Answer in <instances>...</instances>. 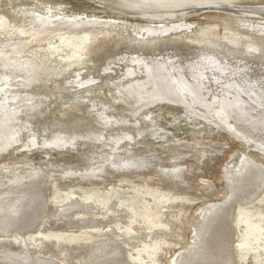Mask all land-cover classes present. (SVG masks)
I'll list each match as a JSON object with an SVG mask.
<instances>
[{"label": "rangeland", "instance_id": "374dc122", "mask_svg": "<svg viewBox=\"0 0 264 264\" xmlns=\"http://www.w3.org/2000/svg\"><path fill=\"white\" fill-rule=\"evenodd\" d=\"M33 3H36L37 6ZM52 3L54 4L58 3L59 5L61 4V7H63L61 10L62 11L61 13L63 14H74V13H84L85 12L84 13L85 15L99 17L100 19H109V18L116 19L117 17L118 21H122V19H125L127 21L134 20L140 23V25L139 24L137 26L127 25L128 27L127 26L125 27V26H121L122 24L120 25V23L118 22L110 20L107 22L104 21L103 23H100L101 25L97 24L93 27L94 31L103 30V28L105 27L104 29H110L108 31L111 32L109 35H105L106 32L102 31L101 32L102 34L95 35L94 36L95 39L94 41L91 42L89 51L85 55L84 59H91L92 64L90 63L89 65H92V69L90 72H93L94 74L89 73L86 75L85 73L76 71L75 69L73 70L67 69V71L65 69H57L53 67L54 64L51 65V63L47 61V64L49 65L48 66L47 64H44L46 63V61H44L43 59L44 57L42 56L40 57L39 55L35 56L34 54L32 55L30 52L27 53L28 56L26 55L22 56V59H19V58L18 59L13 58L12 60L7 59L9 58L8 55L3 56L1 54H5L7 50H10L11 49L10 45L4 48V51L0 52V65H2L0 66V68L1 67L3 68V66L7 68L6 69L7 71H5L4 68L3 70L2 68L0 69L1 71L0 74L2 75L1 79H3L2 81L4 83V84L0 83V86L7 85V83L12 81V79L14 80L11 83L12 85H8L9 88H5L6 90L0 89V105H1L0 106V118L4 116L3 120L0 119L1 120L0 121V130H1L0 131V139H1L0 140V174H1L0 178H1V181L3 180L6 181L5 182L6 184L4 183L5 185H7L8 183L14 182L13 184H11L12 186L10 185V187L14 189L17 188V186L24 187L22 191H24V193H26L27 196L30 195L31 193L34 194L33 196L34 198L31 201L33 203L29 206H28L29 203H27L28 210L26 212V208H24L26 206L24 205L26 201L24 200L25 198L22 197L25 195L16 194L14 196L15 193L14 194L13 192L6 193V191H3V188L1 189L3 194L0 193V198H1L0 202H11V204L13 202L12 204L13 210L12 209L10 210L11 216L10 215L8 216L9 221L5 223L6 226H5L4 231L0 232V258L2 259V260L0 259V264H32L33 262H31V259H30L31 257L32 258L43 257V255L47 256L46 258L54 259L56 264H83L80 258L85 254L84 250L86 249V245L84 244L83 247L77 246L76 244L69 245V243L71 242H70V239L67 237H79V238L85 237V238H88L90 245H91L93 242L100 239V237H97L94 235H98L99 233L101 234V231L104 230V228H107V225L109 224L110 225L112 224L114 226L122 225V223L124 224L126 222V217L121 219V221H123L121 222V224L116 223L117 221L116 222L111 221L113 220V218L111 219V217H109V220H107L108 224L105 219V221L103 220V225L102 224H101L102 226L99 225L100 227H98L99 229L97 228L96 231L89 230L88 227H87L88 229L87 230L86 226H83V228H81L82 226H80L87 220L86 217H83V216L76 217L75 216V217L68 218L70 216L69 214H73L76 211L79 214H83L85 212L83 211L84 210L83 207H78L77 210L71 211L68 215L65 214L66 217H61V215L58 214L59 209H56V207H58L57 204L62 205V206L65 205L67 202L66 201L67 197L71 195L72 193H76L77 195L82 194L81 196H84V192L92 191L93 193L92 195H94L93 197H95L96 195L95 189L97 188L99 189V193L101 192V194L102 192H106L104 190H110L111 186L130 189L133 184V181L131 180L135 181V184H137L136 186H140L142 184L144 185V182L147 181V182H150L155 187H163V188L168 187V189H170L169 193L173 191H177L180 193L181 198L183 197V199L187 200L185 203V206H183L182 209L179 207H175L169 211L170 213L168 217L171 220L170 222H173L175 225L172 223L173 224L172 229L170 230L166 229L169 232L168 233L169 235L167 236L168 238L171 237L170 238L171 240L163 244L164 249L162 252L159 253V257H161V260H159L160 258H158V262L159 264H171L170 261L174 258V256L178 253L179 250H182L183 247L187 245V243L189 242V239L191 238V235H190L191 227L189 226L188 216L190 214H194V211H195L194 209H196L203 202H206L209 200L220 199L223 197L225 190H224V184L222 180L223 178L222 177L223 176L222 166H225L226 163L231 159L232 154L235 153L234 151L236 152L240 151L244 153L245 156H248V157H245L244 160L242 161L243 165L246 164V166L251 168V170L253 171L252 173L258 175L259 177L258 185L259 186L251 195L247 196L245 199L242 200L243 206H239L238 204H236V206L234 207L235 209H233L232 211L231 217H233L235 220L233 222V226H234L233 229L235 231V236L231 235L230 237L231 239L229 240V245L232 248H234L233 244L237 243L238 241L242 239L241 233L238 232L239 231L238 227L240 224L239 217L241 216L239 214L240 207L242 209H245V210L247 209V210H250V212H255V213L259 211H262V212L264 211V204L262 206L260 205L261 200L264 203V150H263L264 148H261V145H264V135H263L264 134V114H263L264 113V94L258 93L257 89H254V87H251L252 86L251 83L244 85L245 81L237 80L232 75L233 72L232 73L226 72V71L224 72V69H223L221 73H217L215 75L212 74L213 76L212 83L210 82L211 77L207 76L208 75L207 72H204L205 80L206 78L208 77L209 78L207 80L208 84L204 88H202L203 95L201 94V96H204L207 100H210L211 98L212 99L217 98V97L222 98L221 96L223 97L231 96V95L226 94V92L227 93L230 92V94H234V96L232 97L233 99L231 100H234L233 102H237V104L239 103L237 105L238 109L242 107L243 109L242 108L241 109L244 112H246L249 116H254L255 114L256 116L261 117L260 120H263L261 127H255L249 131L246 130L247 132H244V131L239 132L238 130H236V127H235L236 124L234 121H232L225 115L224 117L217 116V115H220L221 113L219 110L216 109V107H218L217 104L213 103L211 106V110H209L206 107V105L203 103V101L199 100L196 96H195V101H191L188 98L190 101L188 100L189 102H186V104L184 105L180 104V106L177 105V103L174 104L173 100L170 101V99L167 100L166 98H162L160 100L159 98L161 96L159 94L160 92L156 93V92H153V90L158 91L159 89L158 87H160L161 84L162 85L165 84L171 90L169 93H173L174 91L173 89L177 84V83H174L173 80L175 81L176 78H179L178 76H183L182 75L183 70L180 68L178 70L176 65L172 66L171 64H165V63L155 64L153 61L152 62L145 61L146 64L138 62L136 63V65H134L135 69H129L126 71L127 68L123 65L124 63H120L121 61L118 60V62L114 63L115 65L114 69L112 67L113 69L112 73L111 72L106 73L102 70L98 71V69L101 67L103 62L106 60L107 56H109L110 54L115 53V51H117L118 49H120L121 51H128L127 49L129 47L124 44V42L126 41L124 38L126 34H123V36L121 37L122 39H120L117 35H115V33H118V31L121 32V30H123L122 33L131 32V31L134 32V35L136 36L135 39H138V38L141 39L140 41L142 42L143 48L139 47L141 46L139 42H138L139 45L137 48L140 51V53L144 55L153 54V51H151L153 49H151L149 46L150 43L154 44L156 43V41H159V42L163 41V44L167 46L170 45L169 42H166L165 40L168 39L167 35L170 36L173 32L170 34H165L166 36H163V37L161 36L162 34L150 35V34L145 33L140 36L137 35V31L140 33V31H142L146 25V12L147 11L154 10L160 14L162 12L161 9H158V7L152 6L148 3L145 6L139 5V7H135V9L138 8L137 10L140 11L139 14H133L132 12L131 13L129 12L130 14H128V12L126 13L125 11H122V10L113 11L110 8L106 7L104 4H101L95 0H44V1L43 0H35V1L34 0H15V1L0 0V14H5L8 18H10V20H14L15 22L19 23L21 22V18L19 16H16L13 13L14 10H17L20 7H27L32 10L33 9L42 10V8H45L44 6L48 4V7L50 8L49 9L46 8L47 12L44 11L46 14L42 13V16H40L41 19L38 18L35 22L36 27L39 26L38 28H42V26L48 25V23L49 24L52 23L51 18L48 16L49 14L52 15L53 13H55L54 12L55 8L53 5H51ZM234 3L236 4L234 6L235 8H238L237 9L238 11L231 12L229 8L222 9V6H220L221 8L217 7V9L216 8H205L199 11H192L193 14L184 16L183 20L185 19L184 21L187 24L191 25L192 23H194V25L190 29L182 30L183 32L181 31V35L188 36L191 38L190 41L188 39H185V37L183 36H181L180 38H177V40H180V47H179L180 52L176 57L178 56L186 57L188 53L187 52L185 53V51L193 49L194 47L195 49L201 48L199 46L200 33L204 31L207 25L208 26H210V24L213 25V30L215 32L221 33L222 35L224 33V30L228 28L230 25L228 24L226 25L222 23V20L220 19H226V20L231 21V20H235L236 16L241 17L243 19H253V18L257 19V17H251V15H254V14H251V13L247 14L246 13L247 11L245 12L243 9H241L242 8L241 6H255L259 4L261 5V4H264V0H238ZM9 5L10 7H8ZM8 8L11 9L12 13L10 12V9ZM240 11L243 14H241ZM118 12L123 13V14H120ZM259 16H260L259 19L263 21L264 15L260 13ZM139 18H142V19H139ZM158 22L155 24H158ZM259 24L261 25L262 23H259ZM260 25L257 26L255 23H252V24L249 23L246 26H244L242 30L246 31L247 33L251 35H259V37H264V24H262V26ZM141 27H143V29ZM237 27L238 25H235L232 28H237ZM66 28L67 27H63V28L61 27L60 30L57 29V27H54L52 29L49 28L47 29V31L41 38L42 39L47 38L48 36L54 35L55 33L59 31H63L64 29H65L64 31H66L69 29V27L67 29ZM127 28H128V31H127ZM66 37H68V35H66ZM60 39L61 37H55L52 40H49L48 42L50 43L51 41H54V40L58 42ZM37 47L38 45L32 46L30 50H33L34 48H37ZM170 47L171 46H169V48ZM23 49H28V48L23 47ZM155 50L156 49H154V51ZM134 54H137V53H134ZM32 56L33 58L36 57L35 59L37 60L31 58ZM37 56L39 58V61H38ZM234 58L237 59V62H240L239 60L241 61L243 60V58L240 56H234ZM33 61L35 63H33ZM41 63L44 64L43 69H42ZM243 64H249L251 65L250 66L251 68H249L248 71H245V70L243 71L239 69L235 73L240 72L245 75H251L252 77H256L255 78L256 80L258 77V78H261L262 81L264 82V54L258 57L251 56L249 57V59H247V61L245 62L243 61ZM50 65L53 71L50 70L51 68L48 69ZM33 66L37 68L35 69ZM116 66H118V69H116ZM145 66L147 67L144 68ZM148 67L150 68V70ZM151 67L154 68L155 70H152ZM159 69L162 72L159 71ZM45 71L46 73H44ZM74 71L76 73H74ZM60 72L62 73L60 74ZM170 72H171V75H170ZM157 73L158 75H156ZM161 73L163 74V76ZM153 74L154 76H152ZM11 75L13 78L11 77ZM46 75H48L47 78L43 77ZM70 75H71V78L69 77ZM5 76L7 78H5ZM64 78L66 80L68 79V81L66 82ZM148 78L150 79V81ZM73 79L75 80V82H73L74 81ZM147 79L148 81H146ZM31 80L33 81L31 82ZM16 82L24 83V88L16 87L15 86ZM109 83H112L111 85L112 87L117 86L121 88V91L123 92V94H125V98L127 99L129 105H131L130 103L132 101H133L132 104L139 103V105L141 104L144 105L150 102L148 98L154 95L153 97H156V98H152V99L153 100L156 99V100L154 101L151 100L153 102L150 103V105L148 104L147 106H145L146 108H143V110L141 111L142 113L139 112L136 115V118L138 117L137 119L138 120L140 119L139 124H141V126L143 125V127L146 126V124H150V125L152 124V126H155L158 123V125L155 126V131L160 130L162 127V129H164L163 130L164 132L160 131L161 134L157 133L158 135L156 134L150 135L147 132H143L136 136H133L130 140L131 142L124 140L123 142H121L122 144L121 143L117 144L115 141H112V139L110 141L108 140L101 141L99 139H87V137L85 136L78 137L74 139L73 142H65V143L61 142V144L60 142H53V143L49 142L50 143L49 144L48 143L49 139H47L46 135L43 133L46 130L45 128L41 127V124L43 126L44 122L48 121L49 119L55 122L60 121L63 124L66 123V121H61L63 120L62 115H64V112H69V113L72 112L73 114L71 113V115H74L76 113L75 116L76 117L78 116V118L80 119L79 121H77V123L79 124H81L82 121L85 120V122L88 121V123L91 124L90 126H92L93 128L98 127L94 123L96 119L94 113H91V114L83 113L85 106L82 105V103L83 101L85 102L87 99L89 100V102H91L93 99H94L93 101L95 102L98 101V103H101L102 101L106 107H109L107 109L112 108L113 110L111 109V111L113 112H116L121 115L126 114V116L128 117L131 116L123 110L122 103L114 102V100L111 98L113 93H111L110 95V91L107 86V84ZM145 85H146V88H145ZM177 85L181 86L180 91H183L185 95H188L187 89H185V87L181 83H178ZM224 85H227V87L222 89L221 87H223ZM84 88H85V91L87 92L84 91ZM61 90L62 92H64V94H66V97H67L66 102L68 106L65 107L67 109L64 108L65 105H62V102L60 101ZM138 90L139 91L142 90V92L139 93ZM146 91L148 93L152 91L155 94L151 92L149 94L145 93L146 94L145 95L144 92ZM55 92H57L58 94ZM32 93H37V94L34 95ZM26 94H28L27 97H26ZM13 96H15V98ZM36 96H39V98L37 99ZM95 97L98 98L99 100L96 99ZM253 97H255V99ZM183 98L185 99V97ZM34 101H37V102L34 103ZM221 102L222 103L220 104L222 105L224 109L223 101ZM71 106H73V108H71ZM24 108L25 109L27 108V109L25 110ZM9 110H12L11 117L7 118L8 116H10L8 115L5 118ZM206 110L210 111L209 112L210 116L207 115L208 112ZM78 111L79 113H77ZM250 111H253V112H250ZM145 112L147 115L145 114ZM148 112L149 114L150 113L151 114L149 115ZM226 112H228V110ZM179 113L183 114V118H181V120L178 121L176 120V116H178ZM151 115H153L154 118H150ZM144 116H147L148 120L142 118ZM80 117L82 118L84 117V118L82 119ZM57 119H60V120H57ZM64 120H67V119H64ZM150 121L151 122L153 121V122L151 123ZM1 123H4V125H2ZM110 127L111 129L108 128V131H106L108 133L107 134L108 136L114 135V134L117 135L120 133V130L122 131L125 130V131L133 133V130H132L133 127L130 125L128 126L127 125H116V126H113V128L112 126ZM57 129H55L56 131L50 130V134H54L55 132H58L60 130V128L58 130ZM17 131H19L20 133ZM15 132L16 134L17 133L19 134H17L16 136ZM24 135L27 137H25ZM259 135L262 137H260ZM18 137L20 138V140ZM29 138L31 142L30 140H26ZM258 138H261V139H258ZM40 140H42L41 141L42 144L41 142H39ZM33 142H34V145H33ZM39 143H40V147H39ZM104 146H107L106 148L109 150V152H105L103 150ZM128 148L132 150L138 149L139 153L143 150L144 151L142 153H147V150L149 149L152 150L153 152L147 154L143 158V161L150 164L149 165L150 167L165 166L173 162H182V164H184V167H185L183 170V177L186 180L187 185L185 183V184H182L183 186H181L180 182L179 184L177 183L178 185L175 184V182H170V181L163 182L162 180L157 179L158 175L156 174L154 170H151V169L134 171L130 174L132 176L130 175L125 176L124 174H117L116 176H113L115 175L113 172L116 170L112 168V165H113L112 162L116 161L115 157L118 154H120V157H126L128 154H127V150H124V149H128ZM97 149H100V151L93 152V151H97ZM202 150H205L206 154L204 156L198 155V152L199 151L202 152ZM81 153H85V154L88 153L89 155H87L86 157H80L78 159ZM90 158H92V160H96L97 163L103 165L102 168L97 169L92 173L91 178L100 179V180H103V182L100 180L99 181L90 180V178H88L89 180L83 181L84 178L82 177H84V175H81L79 172H75V171H80L82 169H86L88 167V164L92 162ZM250 158L256 161L258 165L260 166V168H258L259 166L253 165L252 163L253 161H251ZM25 161L31 162L34 164L36 175L33 178H31L33 176V173L31 171L25 170L26 168L24 170L21 168L20 170L9 171L10 167L13 166L14 164H22ZM250 163H252L251 164L252 167ZM68 171H72V174L64 175V174H67ZM25 178L28 181H25L26 180ZM154 178L156 180H154ZM30 179L32 181H30ZM100 183L102 185H100ZM207 183H210L213 188L211 187L210 189ZM4 184L2 186H5ZM14 184L15 185L17 184V186L14 187L15 186ZM103 194L106 195V193H103ZM129 195L130 194H126L123 198L120 199V202H124L128 204V207L129 206L136 207L140 204V202L141 203L144 202V199L141 196L135 197V198L132 196V199H130ZM91 199L92 198H88V202L92 201ZM183 199L182 200L180 199L179 201L182 202L184 201ZM134 201H137V204H135ZM120 202H118V204ZM21 203L23 204V206H21V209L19 208L20 209L19 210L18 207H20ZM86 209L87 208H85V210ZM88 209H91L94 211L95 209H98V207H96L93 203H91V205L88 206ZM124 209L127 210L128 209L127 206ZM25 213H28L30 217L25 216L24 219L25 218L26 219L25 221L23 219L24 222H19V223L16 222L15 217L17 218L18 214L24 215ZM260 219L263 220L262 223L264 224V217ZM63 222L66 224V227L64 226ZM53 224L55 228L52 227ZM67 224H69L70 226H67ZM78 228L80 229V231ZM49 230L62 232L63 235L61 236V238L63 239H57L56 236H52V235L43 236L44 231H49ZM262 231L264 233V230ZM88 233L89 234L92 233L94 235L90 237ZM117 240H118V244L120 248L117 247V249L116 250L114 249V250L126 256V253L128 250L127 242H125L126 237H121V235H119V237H117ZM60 242L62 243L60 244ZM65 247L70 249L68 252L71 256L70 263H67L66 255H65L68 253H64L62 250ZM7 250L9 251L15 250L19 253H13L10 256L9 255L5 256V254H2L3 251H7ZM129 252L134 253L133 250ZM98 259L99 258L94 259L93 261H90L89 264H110L108 260L106 261L105 259H101L100 261H98ZM233 259H234V255H233ZM263 263H264V255L257 257V253L256 252L254 253L253 251L247 252L246 255H242V252L239 253L235 261V264H263Z\"/></svg>", "mask_w": 264, "mask_h": 264}, {"label": "bare ground", "instance_id": "6f19581e", "mask_svg": "<svg viewBox=\"0 0 264 264\" xmlns=\"http://www.w3.org/2000/svg\"><path fill=\"white\" fill-rule=\"evenodd\" d=\"M13 1H15V0H13ZM95 1H97L101 4H104L106 7L110 8L113 11L122 10V11H125L126 13L128 12V14H130L131 12L133 14H139L140 11L137 10L138 8L135 9V7H139V5L145 6L148 3L152 6H156V7H158V9H161V11H162L161 14L157 13L154 10L153 11H147L146 12V25H145L144 29H143V27H141L143 30L141 29L142 31H140V33L137 31V35L140 36V35L145 34V33L150 34V35L162 34L161 36L163 37V36H166L165 34H170L173 32L170 36L167 35L168 39L165 40L166 42H169V44H170L169 46H171L170 47L171 49L169 48V46L163 44V41L162 42L156 41V43H154V44L150 43V45H149L150 48L153 49V50L150 49L151 51H153V54L144 55V54H141L137 48L139 45L138 42L141 44V46H139V47H141V48H143V47H142V42L140 41L141 39L140 38L135 39L136 36L134 35V32L131 31V32L122 33L123 30H121V32L118 31L119 34L115 33V35H117L120 39H122L121 37L123 36V34H126L124 37L126 40L124 42V44L129 47L127 49L128 51H121L120 49H118L117 51H115V53L110 54L109 56H107L106 60L103 62L101 67L98 69V71L102 70L106 73L107 72L112 73V70L115 67L114 63L118 62V60L121 61L120 63H124L123 65L127 68L126 71L129 69H135L134 65H136V63H138V62L146 64L145 61H149V62L153 61L155 64L165 63V64H171L172 66L176 65L178 70H179V68L183 70V73H182L183 76H178L179 78H176L175 81L173 79L172 80L174 83H177V84L181 83L185 87V89H187L189 96L185 95L183 91H180V87H181V86H179L180 84L179 85L176 84V86L174 87L173 90L175 91V93H174V91H173V93H169L171 91L170 88L168 86H166L165 84H163V85L161 84L160 87H158L159 88L158 91L153 90V92H156V93L160 92L159 94L161 96L158 95V96H160L159 97L160 100L162 98H166L167 100L170 99V101L173 100L174 104L177 103V105L180 106V104L184 105V104H186V102H189L190 100L195 101V96H196L199 100L203 101V103L206 105V107L209 110H211V106L213 103L217 104L218 107H216V109L221 112L220 115H217V116L218 117H224V115H225L226 117H228L229 119L234 121L236 124V126H235L236 130H238L239 132H243V131L247 132L246 130L249 131L255 127H261L263 120H260L261 119L260 116H256L255 114H254V116H249L246 112H244L242 110L243 109L242 107H241L242 109L239 108L242 111L238 109L237 105L239 103L237 104V102H233L234 100H231V99H233L232 97L234 96V94H230V92L229 93L226 92V94L231 95V96H226V97L221 96L222 98L216 96L217 98H213V99L211 98L210 100H207L204 96H201V94L203 91L202 88H204L208 84L207 83L208 78L211 77L210 82L212 83V81H213L212 80V77H213L212 74L215 75L217 73H221V71H223V69H224V72L225 71L231 72V73L233 72L232 75L237 80H239V81L244 80L245 81L244 85L251 83L252 84L251 87H254V89H257L258 93L264 94V82L262 81L261 78L257 77V80H256L255 79L256 77H252L251 75H245V74L240 73V72L235 73L239 69H241L243 71L244 70L248 71V69L251 68L250 67L251 65L243 64V61L244 62L247 61V59H249V57H251V56L258 57V56L264 54V37H259V35H251V34L247 33L246 31L242 30V28L249 23H251V24L255 23L257 26L260 25L259 23L264 24V20L262 21L259 19L260 13H262V15H264V4H261V5L259 4V5H255V6H241L242 7L241 9H243L245 12L247 11L246 12L247 14L248 13L254 14V15H251V17H257V19L256 18L255 19L254 18L253 19H243V18L238 17V16L235 17L236 18L235 20H231V21L226 20V19H220V20H222V23H224L226 25L227 24L230 25L228 28H226L224 30V33L222 35H221V33L215 32L213 30V25H211V24H210V26L207 25V27L204 29V31L200 33L199 46L201 48L195 49V47H194L193 49L185 51V53L186 52L188 53L186 57H181V56L176 57L180 52V50H179L180 40H177V38H180L181 36H183V35H181L182 30L190 29L194 25V23H192L191 25L187 24L184 21L185 19L183 20L184 16H187L189 14H193L192 11H199V10H203L205 8H216L217 9V7H220V6H222V9L229 8L231 10V12L232 11H238L237 10L238 8H235V6H234V5H236L234 2H236L238 0H95ZM33 4L36 5V3H33ZM51 5H53L55 8L54 9L55 13L52 12L53 13L52 15L51 14L48 15L51 18L52 23H50V24L48 23V25L44 24L45 26H42V28H38L39 26L36 27L35 22L38 18H40V16H42V13L46 14L44 11H46L47 9L50 8V7H48V4L45 5L44 6L45 8H42V10H34V9L32 10L30 8H27V7H20L17 10H14L13 13L16 16H19L21 18V22H19V23L15 22L14 20H10V18H8L5 14H0V52L4 51V48H6L9 45L11 47L10 50L6 49L7 52H5V54H1V55H3V56L8 55L9 58H7V59H10V60H12L13 58L14 59H18V58L22 59V56H24V55L28 56L27 53L30 52L32 55L34 54L35 56L39 55L40 57L41 56L44 57L43 59H44V61H46V63H44V64H47V61H48L51 63V65L54 64L53 67H55L57 69H65L66 71H67V69L68 70L69 69L70 70L75 69L76 71L83 72L87 75L89 73H93V72H90L92 69V65H89L91 63V59H84V58H85V55L89 51V47L91 46V42L94 41V39H95L94 36L102 34L101 33L102 31L106 32L105 35H109L111 33L108 31L110 29H104L105 27L103 28V30L94 31L93 27L95 25L103 23L104 21L107 22L110 20L118 22V23H120V25L122 24L121 26H125V27L127 25H133V26H137L138 24L140 25V23H138L134 20L127 21L125 19H122V21H118L117 17H116V19L115 18L100 19L99 17H94L91 15L90 16L85 15L84 14L85 12L84 13H74V14H63V13H61L62 12L61 10L63 8V7H61V4L59 5L58 3L57 4L52 3ZM8 7H10V5ZM38 7H39V5H38ZM8 9H10V8H8ZM88 11H90V10H88ZM10 12H11V9H10ZM50 12H51V10H50ZM118 13H120V12H118ZM120 14H123V13H120ZM241 14H243V13L241 12ZM117 16H119V15H117ZM139 19H142V18H139ZM46 21H48V20H46ZM155 21H157V22L160 21V22H158V24H155V23H157ZM262 24L260 26H262ZM235 25H238V27L232 28ZM54 27H57V29H59V30L61 27L62 28L63 27L68 28L69 27V29L66 31H64L65 29L63 31H59V32L55 33L54 35L48 36L47 38H43V39L41 38L45 34L47 29H49V28L52 29ZM129 27H131V26H129ZM130 30H131V28H130ZM127 31H128V28H127ZM178 31H180V32H178ZM66 35H68V37H66ZM55 37H61V39L58 42H56L55 40L51 41L50 43L48 42L49 40H52ZM183 37H185V39H188L189 41L191 39L188 36H183ZM7 39H9V40H7ZM35 45H38V47L34 48L35 50L34 49L30 50V48L32 46H35ZM23 47L28 48V49H23ZM154 49H156V50L154 51ZM134 53H137V54H134ZM234 56H240L243 58V60L242 61L239 60L240 62H237V59L234 58ZM31 58H33V56ZM35 58H33V59H35ZM37 58H38V56H37ZM227 59H228V61H227ZM35 60H37V59H35ZM38 61H39V58H38ZM40 62H41V60H40ZM33 63H35V62L33 61ZM44 64H42V69H43ZM51 65H50V67H48V69L51 68ZM0 66H2V65H0ZM17 66H18V64H17ZM118 66H119V64H118ZM118 66H116V69H118ZM152 66H153V64H152ZM112 67H113V69H112ZM146 67L147 66H145L144 68H146ZM3 68L5 69V71H7L6 70L7 68L5 66H3ZM3 68H2V70H3ZM34 68L36 69L37 67H34ZM160 69H159V71H161ZM50 70H52V68ZM149 70H150V68H149ZM152 70H155V69L152 68ZM166 71H167V69H166ZM204 72H207L208 73L207 76H209L208 78H206V80L204 77V75H205ZM0 73H1V71H0ZM44 73H46V71ZM61 73L62 72H60V74ZM74 73H76V72L74 71ZM163 73H165V72H163ZM12 74H13V72H12ZM156 75H158V73ZM170 75H171V72H170ZM6 76H5V78H7ZM47 76L48 75L43 76V77L47 78ZM152 76H154V74ZM162 76H163V74H162ZM8 77H9V75H8ZM11 77H12V75H11ZM69 77L71 78V75ZM1 78H2V75L0 74V83H3V81H2L3 79H1ZM94 79H96V78H94ZM148 79L146 81H148ZM154 79H156V78H154ZM253 79H255V80H253ZM12 81H14V80L12 79ZM12 81L7 83V85L0 86V89L4 90L5 88H9L8 85H12L11 84ZM32 81L33 80H31V82ZM67 81H68V79L66 80V82ZM149 81H150V79H149ZM73 82H75V80ZM114 83H116V82H114ZM76 84H78V83H76ZM148 84H149V82H148ZM111 85H112V83L107 84L109 91H110V95H111V93H113L111 98L114 100V102L122 103L123 104V110L131 116L128 117V116H126V114L121 115V114H118L116 112H113V111H111L112 108L107 109L109 107H106L102 101H101V103H98L97 100H96L97 102H95V101H93L94 100L93 99L91 102H89V100L87 99L85 102L83 101V103H82V105L85 106L83 113H88V114L94 113L95 117H96L94 123L98 127L93 128L92 126H90L91 124H89L88 121L87 122H85V120L82 121V119L85 116L83 118L80 117V118H82L81 119L82 123L79 124V123H77V121H79L80 119L78 118V116L77 117L75 116L76 113L74 115H71L72 112L71 113L64 112V115H62L63 120H61V121H66V123L63 124L60 121L55 122V121L49 119L48 121L44 122L43 126L41 124V127L45 128V130H46L43 133L46 135V138L49 139L48 143L49 142L50 143L51 142L52 143L53 142H60V144H61V142H64V143L65 142H73L74 139H76L78 137L85 136V137H87V139H99L101 141H104V140L110 141L112 139V141H115L117 144H119V143L123 142L124 140L130 141L133 136H136V135L143 133V132H147L150 135H155V134L158 135L157 133L161 134V132H164L163 131L164 129H162V127L160 130L155 131V126H157L158 123L155 126H152V124L151 125L146 124V126L143 127V125L141 126V124H139L140 119L138 120L137 119L138 117L136 118V115L139 112H141L143 110V108H146L145 106H147L148 104L150 105V103H152L154 100H156V99H154V100L152 99V98H156V97H153L154 96L153 94H155V93H153L151 91L153 93L152 94L153 96L148 98V100H150V102H148L144 105L141 104L143 106L139 105V103L132 104L133 101L130 103L131 105H129L127 99L125 98V94H123V92L121 91V88L117 87L116 84H115L116 87H114V86L112 87ZM132 85H134V84H132ZM15 86L19 87V88L20 87L24 88V83L16 82ZM83 87H84V85H83ZM226 87H227V85H224L221 88L223 89ZM145 88H146V85H145ZM14 90H16V89H14ZM63 90H64V88H63ZM84 91H85V88H84ZM85 92H87V91H85ZM125 92H126V90H125ZM140 92H142V90H140L139 93ZM151 92H149V93H151ZM55 93H57V92H55ZM60 93H61L60 94V101L62 102V105H65L64 106V108H65L68 106V104L66 102L67 97H66V94H64V92H62V90ZM145 93L149 94L147 91L144 92V94ZM32 94L35 95L37 93H32ZM255 94H256V92H255ZM27 95L28 94H26V97H27ZM29 95H31V94H29ZM81 95H82V93H81ZM39 96H36L37 99L39 98ZM148 96H146V97H148ZM13 97L15 98V96H13ZM132 97H134V96H132ZM183 97H185V99ZM253 98L255 99V97H253ZM25 99H27V98H25ZM96 99H98V98H96ZM18 100H20V99H18ZM151 100H153V101H151ZM3 101H2V103H3ZM23 101H24V99H23ZM163 101H165V100H163ZM221 101H223L224 109H223L222 105L220 104V103H222ZM35 102H37V101H34V103ZM76 104H78V103H76ZM246 104H244V105H246ZM5 107H6V105H5ZM71 108H73V106H71ZM250 108H251V106H250ZM262 108H263V106H262ZM65 109H67V108H65ZM227 110H228V112H226ZM30 111H31V109H30ZM80 112H82V111H80ZM207 112H208L207 115L210 116V114H209L210 111H207ZM250 112H253V111H250ZM77 113H79V111ZM11 114H12V110H9L7 112V115L5 116V118L8 115H10V116H8L7 118H10ZM145 114H146V112H145ZM148 114H149V112H148ZM203 115H205V114H203ZM251 115H252V113H251ZM151 116H150V118H154L153 115H151ZM27 117H29V116H27ZM3 118H4V116L1 117L0 119L3 120ZM142 118L148 120L147 116H144ZM181 118H183V114L179 113V115L176 116V120L179 121V120H181ZM64 119H67V120H64ZM57 120H60V119H57ZM213 120H215V119H213ZM204 121H206V120H204ZM147 123H148V121H147ZM1 124L4 125V123H1ZM34 124H36V123H34ZM116 125H127V126L130 125L133 127V129L131 127V129L133 130V133L125 131V130H123V131L120 130V133L118 131L119 134H117V135L114 134V135L108 136L107 135L108 133L106 132V131H108V128L111 129L110 126H112V128H113V126H116ZM57 128L58 129L60 128L61 131L59 130L60 132L58 131L55 133L53 132L54 134H50V130H55ZM17 132H19V131H17ZM3 133H5V132H3ZM19 133H17V134H19ZM112 133H114V132H112ZM15 134H16V132H15ZM17 134H16V136H17ZM25 137H27V136H25ZM260 137H262V136H260ZM258 139H261V138H258ZM19 140H20V138H19ZM26 140H30V138L26 139ZM41 141L42 140H40L39 142H41ZM30 142H31V140H30ZM41 144H42V142H41ZM33 145H34V142H33ZM69 145H70V143H69ZM39 147H40V143H39ZM46 147H48V146H46ZM106 147L107 146H104L103 150L105 152H109V150ZM129 147H131V146H129ZM220 148H222V147H220ZM261 148H264V145H261ZM141 149H143V148H141ZM124 150H127L128 155L126 157H120V154H118L115 157L116 161L112 162L113 163L112 168H114L116 170L113 172L115 174L113 176H116L117 174H124L126 176V175H130L132 172L137 171V170L140 171V170L151 169V170H154L156 172V174L158 175L157 179H160L163 182L164 181L165 182L170 181V182H175V184H177V183L179 184V182H180L181 186H183L182 184L186 183V180L183 177V170L185 167H184V164H182V162H173V163L167 164L165 166L150 167L149 166L150 164H148L147 162H144L143 158L147 154L153 152L152 150H150V149L147 150V153H142L144 150L139 153L138 149L132 150V149L128 148V149H124ZM219 150H221V149H219ZM98 151H100V149H97V151H93V152H98ZM234 152L235 153L232 154L231 159L226 163V165L222 166L223 167L222 168V173H223L222 174L223 175L222 180H223L224 190H225L223 197L220 199L209 200V201L203 202L196 209H194L195 210L194 214H190L188 216L189 226L191 227V234H190L191 238L189 237L190 239H189V242L187 243V245H185L182 250H179L178 253L174 256V258L170 261L171 264H235L236 258L238 257L239 253H241V252H242V255H246L247 252L253 251L254 253L255 252L257 253V257L264 255V233L262 231V230H264V224L262 223L263 220L260 219V218L264 217V211L263 212L259 211V212L255 213V212H250V210H247V209L246 210L242 209L240 207L239 214L241 216L239 217L240 224L238 227V230H239L238 232L241 233L242 239L240 241H238L237 243L233 244L234 248H232L229 245V240L231 239L230 238L231 235L235 236V231L233 229V227H234L233 222L235 220L233 217H231L232 211H233V209H235L234 207L236 206V204H238L239 206H243L242 200L245 199L247 196L251 195L259 186L258 185L259 184L258 175L252 173L253 171L251 170L250 167L246 166V164L243 165L242 161L244 160L245 157H248V156H245V154L240 152V151H237V152L234 151ZM205 154H206L205 150H202V152L201 151L198 152V155H200V156L201 155L204 156ZM87 155H89V154L88 153H86V154L81 153L80 156L78 157V159L80 157H86ZM209 158H211V157H209ZM90 159L92 160V158H90ZM251 161H253L252 162L253 165L259 166L256 161H254L252 159H251ZM252 163H250V165ZM247 165H249V164H247ZM102 167H103L102 164L97 163L96 160H92V162H90L88 164V167L86 169H82L80 171H75V172H79L81 175H84V177H82V178H84L83 181L89 180L88 178H90V180H98L99 181L100 179L91 178V175L95 170L100 169ZM251 167H252V165H251ZM21 168L23 170L26 168L25 170L31 171L33 173V176L31 178H33L36 175L35 174L36 170H35L34 164L31 162H27V161H25L22 164H14L13 166L10 167L9 171L20 170ZM258 168H260V166ZM68 174H72V171H68L67 174H64V175H68ZM6 175H8V174H6ZM130 176H132V175H130ZM9 180H10V178H9ZM154 180H156V179L154 178ZM18 181H20V180H18ZM25 181H28V180L26 179ZM30 181H32V180L30 179ZM100 181L103 182V180H100ZM131 181H133V184H132L130 189L111 186L110 190H104L106 192H102V194H101V192L99 193V189L97 188V189H95V193H96L95 197H93L94 195H92L93 194L92 191L84 192V196H81L82 194L77 195L76 193H72L66 199L67 202L65 205H67V206H65V205L62 206V205L57 204L58 207H56V209H59L58 214L61 215V217H66L65 214L68 215L71 211L77 210L78 207H83L84 208L83 211H85L83 214H79L76 211L73 214H69L70 216L68 218L75 217V216L76 217H80V216L86 217L87 220L82 225H80V226H82L81 228H83V226H86V229L88 227L89 230H94V231H96L97 228L100 227L99 225H101V224L103 225V220L104 221H105V219H106V221L109 220V217H111V219L113 218V220H111V221H115V222L117 221L116 223H118V224H121V222H123V221H121V219L126 217V222L124 224L122 223V225H118V226L117 225L114 226L112 224L111 225L109 224V225H107V228H104V230L101 231V234L99 233L98 235H94L92 233H90V234L88 233L90 235V237L93 235L100 237L99 240L93 242L91 245H90L88 238H85V237H82V238L67 237L70 239V242H71V243H69V245H75L76 244L77 246H82V247L84 244L86 245V249L84 250L85 254L80 258L81 261L83 262V264H89L90 261H93L94 259H97V258H99L98 261H100L101 259H105L106 261L108 260L110 262V264H159L158 258H160L159 260H161V257H159V253L162 252L164 249L163 244L165 242H169L171 240L170 239L171 237L168 238L167 235H169L168 234L169 232L166 230V229H168V230L172 229L173 224H174L173 222H170L171 220L168 217L169 213H170L169 211L175 207H179L182 209L183 206H185V203L187 200L183 199V197L181 198L180 193L177 191H173V192L169 193L170 189H168V187L167 188L155 187L150 182H147V181L144 182V185L142 184L140 186H136L137 184H135V181L134 180H131ZM5 182L6 181H4V180L1 181V178H0V193H2L1 189L3 188V191H6V193H8V192H11V193L13 192V194L15 193L14 196L16 194L25 195L22 197L25 198L24 200L26 201V203L24 205H26V206L24 208H26V212H27L28 206L33 203L31 201L34 198L33 197L34 194L31 193L30 195L27 196V194L24 193V191H22L24 187H18L17 184L16 185L14 184L15 185L14 187L17 186V188H19V189H17V188L14 189V188L10 187V185L13 184L14 182L8 183L7 185H5L6 184ZM101 183H100V185H102ZM3 184L5 186H2ZM186 185H187V183H186ZM207 185L211 189L212 185L210 183H207ZM103 193H106V195H104ZM126 194H130L129 195L130 199H132V196L134 198L141 196L144 199V202L143 203L140 202V204L136 207L135 206H131V207L129 206L128 207V204H126L124 202H120V199L123 198ZM7 197H9V196H7ZM88 198H92L91 199L92 201L88 202ZM100 198H101V200H100ZM180 199L181 200L183 199L184 201L181 202V201H179ZM118 202H120V203L118 204ZM27 203H29L28 206H27ZM91 203H93L96 207H98V209L94 210L95 212L91 209H88V206L91 205ZM134 203L137 204V201H134ZM12 204H13V202H12ZM12 204H11V202H0V232L4 231L5 226H6L5 223H7L9 221L8 216L11 214L10 210L12 209ZM263 204L264 203L261 200L260 205L262 206ZM21 206H23L22 203L20 204V207L17 206L18 209L19 208L21 209ZM124 206L125 207L127 206L128 209L127 210L124 209L125 208ZM85 208H87V209L85 210ZM25 214L24 215L18 214L17 215L18 217L17 218L15 217L16 222H18V223L24 222L26 219V218L24 219L25 216L30 217V215H28V213H25ZM77 215H79V216H77ZM23 219H24V221H23ZM186 221H187V219H186ZM107 224H108V221H107ZM64 226L66 227L65 223H64ZM67 226H70V225L67 224ZM52 227H54V224ZM78 229H76V230H78ZM79 231H80V229H79ZM43 234H44L43 236L52 235V236H56L57 239H63V238H61V236L63 235L62 232L49 230V231H44ZM64 234H66V233H64ZM119 235H121V237H126L125 242H127V245H128V250H127L126 256L115 251L117 249V247H119L118 240H117V237H119ZM179 236H181V235H179ZM61 243L62 242H60V244ZM20 245H22V244H20ZM62 250L64 253H68L70 249L65 247ZM131 250H133L134 253H130L129 251H131ZM13 253H19V252L15 251V250H11V251L7 250V251L2 252V254H5V256L6 255L10 256ZM65 255H66L67 263H70V259H71L70 254L68 253ZM233 255H234V259H233ZM46 257L47 256L43 255V257H36V258L31 257L30 259H31V262H33L32 264H34V263L35 264H56L54 259L46 258ZM95 263H96V261H95Z\"/></svg>", "mask_w": 264, "mask_h": 264}]
</instances>
